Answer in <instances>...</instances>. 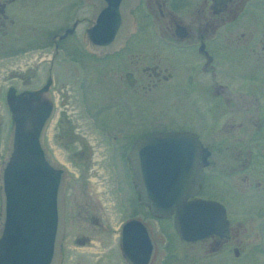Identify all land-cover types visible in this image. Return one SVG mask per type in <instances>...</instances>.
Returning a JSON list of instances; mask_svg holds the SVG:
<instances>
[{
    "label": "flooded vegetation",
    "instance_id": "1",
    "mask_svg": "<svg viewBox=\"0 0 264 264\" xmlns=\"http://www.w3.org/2000/svg\"><path fill=\"white\" fill-rule=\"evenodd\" d=\"M95 3L0 0V167L10 105L44 94L43 144L66 175L61 259L64 249L82 257L67 264H264V0H138L133 32L106 55L85 43ZM99 83L112 99L90 105ZM141 104L153 107L145 117ZM168 109L183 137L168 176L200 168L186 202L216 206L208 233L192 240L176 233L174 214L141 204L128 157L166 133Z\"/></svg>",
    "mask_w": 264,
    "mask_h": 264
},
{
    "label": "water",
    "instance_id": "2",
    "mask_svg": "<svg viewBox=\"0 0 264 264\" xmlns=\"http://www.w3.org/2000/svg\"><path fill=\"white\" fill-rule=\"evenodd\" d=\"M137 2L100 0L95 3L94 22L85 36L89 52L106 55L124 45L133 32L130 11ZM10 112L11 131L0 167V264H59L66 175L43 144L52 109L45 95L39 94L35 100H17L10 105ZM180 139L183 137L170 132L147 137L134 144L128 157L132 160L133 181L141 204L155 216L174 214L176 233L185 240H192L208 233L216 206L208 202H186L191 194L185 185L195 182L198 186L200 168L192 167L182 178L178 174L168 176L170 172H179L170 159L174 158L171 150ZM153 143L148 151L146 144ZM197 188H192V193ZM128 224L131 222L125 223L122 230L127 229ZM260 234L264 253V220Z\"/></svg>",
    "mask_w": 264,
    "mask_h": 264
},
{
    "label": "rangeland",
    "instance_id": "3",
    "mask_svg": "<svg viewBox=\"0 0 264 264\" xmlns=\"http://www.w3.org/2000/svg\"><path fill=\"white\" fill-rule=\"evenodd\" d=\"M113 64V61H109V62H106L103 66L104 69H106V67L108 66H111ZM103 88V89H102ZM109 94H111V88L107 87L105 88L104 84L102 83H99V85L97 84L95 87H93L91 89V92H90V97L87 98V102L90 103V105H93L96 103L98 104L99 101H111L112 98H109ZM153 99V103H154V100L156 99L155 98H152ZM152 106L151 104H141L138 108V112H139V115L140 116H146L147 113L150 114V111L152 110ZM173 112L168 109L165 111V116L163 118V125L164 126V130L167 132H171V133H175L176 130L179 129V122H178V119H175V116L174 114H172ZM5 115V114H4ZM104 118H112L114 117V115L112 113H106L104 116ZM53 123V122H52ZM4 126L5 128H8V117L5 115L4 117ZM7 133V132H6ZM45 140V138H44ZM6 143V140H4ZM89 143L91 144H95V142L92 141H89ZM58 148V147H57ZM99 156H101V154H99L98 152V155H96L95 157L96 158H99ZM81 255L79 253V251L77 250H67V249H64L63 253H62V259H61V263L60 264H67L69 261H79L81 259Z\"/></svg>",
    "mask_w": 264,
    "mask_h": 264
}]
</instances>
